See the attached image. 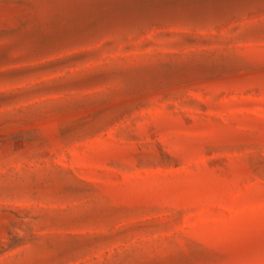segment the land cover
I'll return each instance as SVG.
<instances>
[{
  "label": "rangeland",
  "instance_id": "374dc122",
  "mask_svg": "<svg viewBox=\"0 0 264 264\" xmlns=\"http://www.w3.org/2000/svg\"><path fill=\"white\" fill-rule=\"evenodd\" d=\"M0 264H264V0H0Z\"/></svg>",
  "mask_w": 264,
  "mask_h": 264
}]
</instances>
